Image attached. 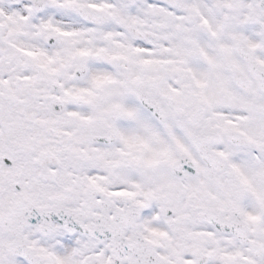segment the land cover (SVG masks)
<instances>
[{"label": "snow or ice", "instance_id": "snow-or-ice-1", "mask_svg": "<svg viewBox=\"0 0 264 264\" xmlns=\"http://www.w3.org/2000/svg\"><path fill=\"white\" fill-rule=\"evenodd\" d=\"M0 264H264V0H0Z\"/></svg>", "mask_w": 264, "mask_h": 264}]
</instances>
